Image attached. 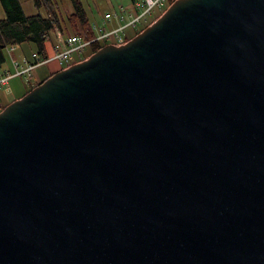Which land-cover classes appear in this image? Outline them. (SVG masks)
Returning <instances> with one entry per match:
<instances>
[{
  "label": "water",
  "instance_id": "95a60500",
  "mask_svg": "<svg viewBox=\"0 0 264 264\" xmlns=\"http://www.w3.org/2000/svg\"><path fill=\"white\" fill-rule=\"evenodd\" d=\"M0 264H264V0H174L7 105Z\"/></svg>",
  "mask_w": 264,
  "mask_h": 264
},
{
  "label": "trees",
  "instance_id": "16d2710c",
  "mask_svg": "<svg viewBox=\"0 0 264 264\" xmlns=\"http://www.w3.org/2000/svg\"><path fill=\"white\" fill-rule=\"evenodd\" d=\"M36 8H43L45 15L26 16L18 0H0V6L4 12V18L0 20V63L6 59L5 48L31 44L35 53L46 59L45 45L53 31H58L62 37L77 35L88 41L94 37L90 29V23L80 0H68L72 13L63 19L57 9L55 0H32ZM138 0H131L135 3ZM172 1L169 0V5ZM68 25V27H66ZM146 28V27H145ZM144 28V29H145ZM137 34V33H136ZM130 39V37H129ZM106 45V44H105ZM104 44H93L88 48L89 57L101 49ZM43 82V81H42ZM33 89V88H32ZM31 89V90H32Z\"/></svg>",
  "mask_w": 264,
  "mask_h": 264
},
{
  "label": "built area",
  "instance_id": "2783aa9c",
  "mask_svg": "<svg viewBox=\"0 0 264 264\" xmlns=\"http://www.w3.org/2000/svg\"><path fill=\"white\" fill-rule=\"evenodd\" d=\"M168 6L169 0H138L134 3V9L140 12L139 14L134 15L125 11L122 13L114 12L113 14H105L103 16L102 27L99 28L97 25H91L94 37L88 41L83 40L77 35L67 36L63 39L64 49L54 52L50 57H46V59H40L36 53H32L30 60L26 58H23L20 62L12 60L13 73L5 70L2 64H0V92L5 89L12 78H23L29 81L33 76L34 70L41 64L55 61L60 71L71 66L74 63V56H82L93 44H111L115 46L124 44L128 38L126 36V29L135 30L137 25L147 26L153 12H158V16H160ZM123 15H126L129 21H126ZM110 22H119L121 25L118 28L107 29V24ZM6 50L11 59V53L14 47L8 46Z\"/></svg>",
  "mask_w": 264,
  "mask_h": 264
},
{
  "label": "rangeland",
  "instance_id": "374dc122",
  "mask_svg": "<svg viewBox=\"0 0 264 264\" xmlns=\"http://www.w3.org/2000/svg\"><path fill=\"white\" fill-rule=\"evenodd\" d=\"M24 14L26 16H33V15H45L44 9L43 8H36L33 4L32 0H18ZM57 3V9L60 12V15L63 19H65L64 23L67 20V16L72 13V8L69 4L68 0H55ZM81 4L83 6V9L86 13L87 19L90 23V25L96 24L97 20L101 19L103 21V16L105 15L106 12L108 13H114V12H119L122 13L123 11L125 12H130L134 15L139 14L140 12L135 11L134 9V3L131 2V0H80ZM159 13L158 12H153L152 17L149 19L148 23L151 21H155L158 17ZM126 21H129L128 17L126 15H123ZM4 18V12L0 6V20ZM98 27L101 26V24H96ZM149 26V25H147ZM146 25H137L136 32L134 29H130L131 32L134 33V36H136L138 33H140L144 28L147 27ZM68 27V25H66ZM69 28V27H68ZM137 33V34H136ZM33 46L31 44H22V45H17L16 46V51L14 52V57L16 59H20V52H24L25 54H29L30 51H32ZM88 54V51L86 50L85 54L80 56L82 59ZM6 57V62L4 65V68H10L9 65V58ZM55 62V61H54ZM53 62H50V64ZM56 63V62H55ZM49 64V65H50ZM57 64V63H56ZM58 65V64H57ZM38 73V71H36ZM28 86L27 82L23 78H13L10 80L7 89L0 93V99L1 103L7 101L9 103L11 100L14 99V97H17L19 95H25L27 93Z\"/></svg>",
  "mask_w": 264,
  "mask_h": 264
},
{
  "label": "crops",
  "instance_id": "0c3cea01",
  "mask_svg": "<svg viewBox=\"0 0 264 264\" xmlns=\"http://www.w3.org/2000/svg\"><path fill=\"white\" fill-rule=\"evenodd\" d=\"M174 1V0H173ZM108 12H106L105 14H107ZM101 19L97 20L96 24H101L100 27H102V23L103 21L100 22ZM94 24V25H96ZM121 24L119 22H110L109 24H107V29H113V28H118ZM136 32V29L134 30ZM126 36L130 37V39L132 37H134V33L131 32L130 29H126ZM62 39V40H61ZM63 39L64 37H62L60 35V33H58V31H53L51 34H50V39L49 41L46 43L45 45V48H46V52H47V57H50L54 52H57L59 51L60 49H64V44H63ZM129 40V39H128ZM14 47V50L12 51L11 53V59L9 58L8 56V52L5 48V55L9 58V65H10V68H4V65H5V62H6V59H5V62L2 63V67L5 69V70H8L10 73H13L14 72V68L12 66V63L11 61H21L23 58H26V59H29L30 60V55L35 52L34 51V48L32 49V51H30L29 54H25L24 52H20V56L21 58L20 59H16L14 57V52L16 51V46H13ZM87 58V57H86ZM85 59V58H84ZM84 59H81L80 56H74V63H78ZM53 63L50 64L47 63V64H41L40 66H38L35 70H34V73H33V76L32 78L29 80V81H26L27 82V86H28V90L30 91L32 88H35L38 84H40L42 81H44L45 79H47L48 77H50L51 75H53L54 73L58 72L59 70V66L54 62L52 61ZM50 64V65H49ZM36 71H38V73H36ZM13 79V78H12ZM10 82V81H9ZM8 82V84H9ZM8 85L5 87V89L3 91H1L0 93L4 92L6 89H7ZM27 91V93L29 92ZM22 96L24 95H19L17 97H14L13 100H11L9 103H7V101H5L2 105L1 103V99H0V112L7 106L9 105L10 103H12L13 101L21 98ZM1 97V96H0Z\"/></svg>",
  "mask_w": 264,
  "mask_h": 264
},
{
  "label": "flooded vegetation",
  "instance_id": "af4514ba",
  "mask_svg": "<svg viewBox=\"0 0 264 264\" xmlns=\"http://www.w3.org/2000/svg\"><path fill=\"white\" fill-rule=\"evenodd\" d=\"M170 1H173V0H170Z\"/></svg>",
  "mask_w": 264,
  "mask_h": 264
},
{
  "label": "bare ground",
  "instance_id": "6f19581e",
  "mask_svg": "<svg viewBox=\"0 0 264 264\" xmlns=\"http://www.w3.org/2000/svg\"><path fill=\"white\" fill-rule=\"evenodd\" d=\"M169 7V6H168Z\"/></svg>",
  "mask_w": 264,
  "mask_h": 264
}]
</instances>
